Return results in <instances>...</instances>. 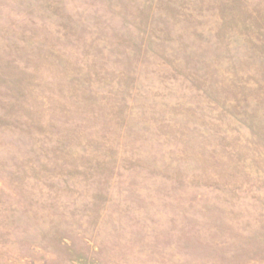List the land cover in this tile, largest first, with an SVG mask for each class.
I'll return each instance as SVG.
<instances>
[{
  "label": "rangeland",
  "instance_id": "1",
  "mask_svg": "<svg viewBox=\"0 0 264 264\" xmlns=\"http://www.w3.org/2000/svg\"><path fill=\"white\" fill-rule=\"evenodd\" d=\"M0 264H264V0H0Z\"/></svg>",
  "mask_w": 264,
  "mask_h": 264
}]
</instances>
